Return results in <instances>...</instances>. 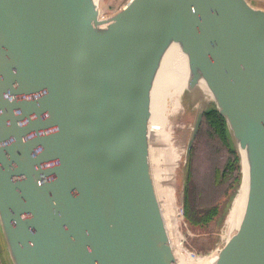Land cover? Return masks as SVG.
Masks as SVG:
<instances>
[{
	"label": "water",
	"instance_id": "1",
	"mask_svg": "<svg viewBox=\"0 0 264 264\" xmlns=\"http://www.w3.org/2000/svg\"><path fill=\"white\" fill-rule=\"evenodd\" d=\"M174 47L195 111L184 163L213 109L239 188L246 174L241 221L210 264H264V9L129 0L103 16L98 0H0V234L10 264H179L151 131Z\"/></svg>",
	"mask_w": 264,
	"mask_h": 264
},
{
	"label": "bare ground",
	"instance_id": "2",
	"mask_svg": "<svg viewBox=\"0 0 264 264\" xmlns=\"http://www.w3.org/2000/svg\"><path fill=\"white\" fill-rule=\"evenodd\" d=\"M186 77L185 59L174 47L169 52L157 78L152 102L151 131L152 138L154 139L152 145V165L159 197H161V190L173 192L172 189L174 187L170 189L171 177L182 160V149H178L173 131L182 127L180 118L183 115L184 108L181 103V97L185 93ZM242 171V185L229 207L230 209L225 220L228 238L237 230L246 205L247 186L244 167ZM162 213L167 227H172L171 211L166 202H164ZM184 262L185 264H192L187 259L183 260Z\"/></svg>",
	"mask_w": 264,
	"mask_h": 264
},
{
	"label": "trees",
	"instance_id": "3",
	"mask_svg": "<svg viewBox=\"0 0 264 264\" xmlns=\"http://www.w3.org/2000/svg\"><path fill=\"white\" fill-rule=\"evenodd\" d=\"M201 142L207 146L215 166H212L208 177H202L200 183L196 161L201 154ZM188 162L184 176L183 218L191 228H207L222 221L241 178L238 157L231 147L225 123L213 109H209L203 117ZM208 188L214 191L207 194ZM229 191L231 195L228 196ZM225 198L227 200L222 203Z\"/></svg>",
	"mask_w": 264,
	"mask_h": 264
},
{
	"label": "rangeland",
	"instance_id": "4",
	"mask_svg": "<svg viewBox=\"0 0 264 264\" xmlns=\"http://www.w3.org/2000/svg\"><path fill=\"white\" fill-rule=\"evenodd\" d=\"M128 1L129 0H98L101 15L109 16L115 13L117 10L126 5ZM254 7L261 8L259 6ZM187 101V96L184 93L181 97V103L184 108L183 115L180 118L182 127L179 129H174L173 131L176 143L178 144V149H182V160L171 177L170 189L174 187L172 189L173 192L170 193L166 192L165 190H161L160 201L162 203V208H164V202H166L171 211L172 227L167 228L169 229V233L172 237L171 240L174 244L173 246L179 264H185V262L183 263V260L185 259H187L192 264H210L211 260L214 257L215 250L217 248L220 249L228 239L225 220L230 209L229 207L231 206L234 197L238 194L239 186L233 193L230 201V206L228 207L222 221L218 223H212L209 227L202 229L191 228L187 225L183 218L182 202L184 194V176L189 162L187 163V165L184 163V154L195 114V111L188 106ZM208 106L211 107L210 104H208ZM199 149L201 151V154L196 161V168L198 175L200 176H198V181L201 183L203 181L202 177H208V175L211 173L210 171L212 166L215 165L214 160L210 156V152L209 150H207V146L204 144V142L200 143ZM203 185H205V183H203ZM206 190L207 194H209L208 192L210 191H214V189L212 188H208ZM229 195H231V191L228 192V196ZM227 198L223 199L221 202L223 203L225 200H227ZM182 248L195 257L184 252Z\"/></svg>",
	"mask_w": 264,
	"mask_h": 264
},
{
	"label": "crops",
	"instance_id": "5",
	"mask_svg": "<svg viewBox=\"0 0 264 264\" xmlns=\"http://www.w3.org/2000/svg\"><path fill=\"white\" fill-rule=\"evenodd\" d=\"M0 264H10L7 254L5 252V247L1 234H0Z\"/></svg>",
	"mask_w": 264,
	"mask_h": 264
},
{
	"label": "built area",
	"instance_id": "6",
	"mask_svg": "<svg viewBox=\"0 0 264 264\" xmlns=\"http://www.w3.org/2000/svg\"><path fill=\"white\" fill-rule=\"evenodd\" d=\"M252 6H259L264 9V0H247ZM254 3V4H253ZM258 8V7H257Z\"/></svg>",
	"mask_w": 264,
	"mask_h": 264
}]
</instances>
